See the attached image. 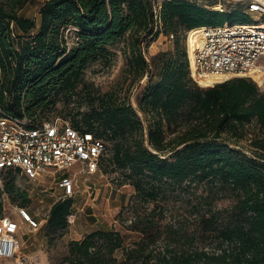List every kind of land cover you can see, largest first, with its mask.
<instances>
[{
  "label": "trees",
  "instance_id": "1",
  "mask_svg": "<svg viewBox=\"0 0 264 264\" xmlns=\"http://www.w3.org/2000/svg\"><path fill=\"white\" fill-rule=\"evenodd\" d=\"M155 1L45 0L37 24L33 16L21 13L28 0H0L3 107L17 114L24 110L33 124L49 119L38 112L54 105L59 94L74 90L85 68L98 60L108 61L110 48L123 41L124 70L130 82L148 76L137 96L138 108L116 91H93L82 118L72 122L109 142L99 165L105 159L111 169L121 170L144 201L157 199L167 181L217 182L236 196L228 222L219 229L216 250L153 253L148 238L160 217L149 211L128 224L139 233L129 245L115 227L94 229L70 240L66 264H264V87L249 76L199 86L190 75L186 47L179 38L201 25L251 22L252 17L241 4L220 9L218 4L212 8L195 0H161L157 22ZM162 29L173 33V47L147 56L145 38ZM253 119L258 131L247 137L251 147L247 154L232 142L247 136L246 123ZM16 171L12 166L1 170L0 216L4 196L22 207L30 201ZM71 205V197L53 200L46 226L53 231L64 228ZM208 211L207 216L201 214L206 223L219 213ZM164 226L175 238L180 236L172 224ZM117 249L122 251L121 259Z\"/></svg>",
  "mask_w": 264,
  "mask_h": 264
},
{
  "label": "rangeland",
  "instance_id": "2",
  "mask_svg": "<svg viewBox=\"0 0 264 264\" xmlns=\"http://www.w3.org/2000/svg\"><path fill=\"white\" fill-rule=\"evenodd\" d=\"M45 0H28L21 13L33 16L37 24L39 22V8ZM196 2L212 6L218 4L220 9H230L239 6V0H195ZM252 16L253 12H249ZM192 29L180 34V42L186 47V36L188 44L191 45ZM67 32V30H66ZM68 42L75 40L73 32L69 33ZM124 42L120 41L110 49L113 52L108 61L98 60L90 63L84 70L82 82L71 92L61 93L56 97L54 105L44 108L38 112V116L46 118L59 117L62 120L73 122L81 119L84 111L88 109V101L93 91H116L125 97L137 109V96L142 91L148 76L144 75L139 81L130 82L131 76L127 75L126 58L123 52ZM146 54H152L161 49L173 47V38L166 33L159 32L156 36L146 37ZM215 83V82H214ZM199 84V83H198ZM199 84V86H209ZM264 87V86H262ZM143 117V113L138 110ZM144 123L147 120L144 119ZM247 136L240 138L232 145L250 154L249 139L253 133L258 131L255 120L246 123ZM108 152L109 142L104 140ZM81 162H77L67 170V175L75 178L73 190L70 194H64L51 175L46 174L44 178L37 180L28 179L23 173L16 171L18 182L26 187L30 201L24 206L29 213L38 221L35 228L27 226L18 215V203L11 202L4 196L3 204L7 206V212L11 211L17 221L15 229L19 239L20 249L29 257L34 264H66L65 256L68 253L70 240L81 238L88 231L115 227L120 229L124 235L125 244L129 245L135 240L139 233L127 228L128 224L135 220V216L149 212L154 218L160 217L158 222L152 224L149 233L148 248L153 253L161 252L163 249H176V251H187L191 249L216 250L219 248V229L228 222L229 212L235 202L236 196L219 185L217 182L196 183H163L157 199L144 201L140 198L134 185L125 179L119 169H111L107 161L103 159L102 165L92 173L80 170ZM5 173V171H4ZM3 173V174H4ZM3 176L0 185H2ZM71 197V213L68 214V224L58 230H51L46 226L49 207L57 198ZM208 210H217L216 218L206 223L201 218L209 214ZM4 213V211H3ZM164 224H172L178 229L180 236L176 237L167 232ZM160 230L161 232H154ZM118 259H121V249L116 250ZM5 264L10 260L4 259ZM153 262V260H152ZM153 264V263H152Z\"/></svg>",
  "mask_w": 264,
  "mask_h": 264
},
{
  "label": "built area",
  "instance_id": "3",
  "mask_svg": "<svg viewBox=\"0 0 264 264\" xmlns=\"http://www.w3.org/2000/svg\"><path fill=\"white\" fill-rule=\"evenodd\" d=\"M246 12H253L251 22L226 20L201 25L200 35L186 51L190 75L199 84V77L214 76L222 81L233 76H249L264 86V0H239ZM161 0L154 2V16L160 21ZM188 32V31H187ZM186 32V35H187ZM173 38V33L167 34ZM257 71L261 73L258 75ZM257 75V76H256ZM213 82V83H214ZM24 110L17 114L0 104V183L4 167H17L30 180L46 174L57 179L64 194L73 190L75 178L65 172L81 162L80 170L92 173L99 168L105 153V141L93 131L73 125L59 117L33 124ZM0 216V264H34L20 249L15 229L17 221L3 204ZM19 217L35 228L39 221L24 207Z\"/></svg>",
  "mask_w": 264,
  "mask_h": 264
},
{
  "label": "bare ground",
  "instance_id": "4",
  "mask_svg": "<svg viewBox=\"0 0 264 264\" xmlns=\"http://www.w3.org/2000/svg\"><path fill=\"white\" fill-rule=\"evenodd\" d=\"M261 24H264V23H261ZM200 30H195V31H192V34H193V39H192V43L193 41H195V39L200 35V32H201V26H198ZM188 40V39H187ZM191 43V44H192ZM190 46L188 44V47L190 49ZM261 72L260 71H257V74L259 75ZM257 76V75H256ZM215 77L214 76H205V77H199V81L201 84L203 85H207L208 83H213L215 81Z\"/></svg>",
  "mask_w": 264,
  "mask_h": 264
}]
</instances>
